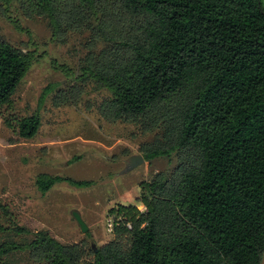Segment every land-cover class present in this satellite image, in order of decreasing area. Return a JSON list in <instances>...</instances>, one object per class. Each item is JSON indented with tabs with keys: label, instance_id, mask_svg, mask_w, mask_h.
Masks as SVG:
<instances>
[{
	"label": "trees",
	"instance_id": "1",
	"mask_svg": "<svg viewBox=\"0 0 264 264\" xmlns=\"http://www.w3.org/2000/svg\"><path fill=\"white\" fill-rule=\"evenodd\" d=\"M0 1L45 18L57 42L89 33L77 79L108 90L101 116L160 130L141 148L146 161L177 157L170 174L140 183L144 211L121 204L109 211L114 238L90 249V264H261L262 0ZM31 65L30 51L0 39V107L10 103ZM40 124L38 113L20 118L17 134L31 139ZM58 183L87 188L94 182L36 179L41 194ZM13 249L28 250L42 264H80L84 256L78 245L61 244L42 230L23 244L2 243L0 255Z\"/></svg>",
	"mask_w": 264,
	"mask_h": 264
},
{
	"label": "rangeland",
	"instance_id": "2",
	"mask_svg": "<svg viewBox=\"0 0 264 264\" xmlns=\"http://www.w3.org/2000/svg\"><path fill=\"white\" fill-rule=\"evenodd\" d=\"M19 5L6 8L0 1V39L32 55L10 103L0 107V245L29 242L42 230L61 244L78 245L84 252L80 264H90V249L114 238L115 217L109 211L120 204L144 211L138 201L140 183L170 174L178 160L174 155L145 160L123 173L127 159L142 155V146L152 144L161 131L104 119L99 105L110 97L108 90L77 79L89 51V33H72L57 42L45 18L28 16ZM34 113L41 121L36 135L21 138L17 120ZM40 174L94 183L87 188L58 183L41 194L36 186ZM73 211L80 213L87 232L80 230ZM16 227L26 233H15ZM0 264L42 263L28 250L13 249L0 255Z\"/></svg>",
	"mask_w": 264,
	"mask_h": 264
},
{
	"label": "water",
	"instance_id": "3",
	"mask_svg": "<svg viewBox=\"0 0 264 264\" xmlns=\"http://www.w3.org/2000/svg\"><path fill=\"white\" fill-rule=\"evenodd\" d=\"M145 161L143 155L137 154V155H132L127 159L126 166L124 168L123 173L129 172L132 169L140 166L143 164ZM73 218L75 219L77 225L79 226L80 230L85 233L88 231V226L85 224V222L82 220V217L78 211H73L72 213ZM96 250V248H95Z\"/></svg>",
	"mask_w": 264,
	"mask_h": 264
},
{
	"label": "crops",
	"instance_id": "4",
	"mask_svg": "<svg viewBox=\"0 0 264 264\" xmlns=\"http://www.w3.org/2000/svg\"><path fill=\"white\" fill-rule=\"evenodd\" d=\"M262 2H263V5H264V0H262ZM264 258V257H263ZM263 261V260H262ZM263 263V262H262Z\"/></svg>",
	"mask_w": 264,
	"mask_h": 264
}]
</instances>
